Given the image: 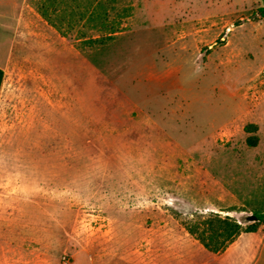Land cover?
Here are the masks:
<instances>
[{
	"label": "rangeland",
	"instance_id": "obj_1",
	"mask_svg": "<svg viewBox=\"0 0 264 264\" xmlns=\"http://www.w3.org/2000/svg\"><path fill=\"white\" fill-rule=\"evenodd\" d=\"M40 2L0 40L13 116L37 114L0 137V264H115L264 212V0Z\"/></svg>",
	"mask_w": 264,
	"mask_h": 264
},
{
	"label": "crops",
	"instance_id": "obj_2",
	"mask_svg": "<svg viewBox=\"0 0 264 264\" xmlns=\"http://www.w3.org/2000/svg\"><path fill=\"white\" fill-rule=\"evenodd\" d=\"M43 1L46 2L47 0ZM39 2L40 0H25L24 4L33 8V6L38 7ZM21 7L22 0H0V40L3 44L17 40L20 37L18 34L22 24H35V22L21 15ZM259 16L264 19L261 14ZM5 47L6 49L2 54L3 59L0 60V68L5 72L4 82L0 90V137L5 136L6 121L12 123L15 122L14 120L20 119L26 122L27 120L28 122L30 120L36 121L37 115L36 109L31 110L28 103H23L24 105L15 112L17 117L14 118L13 116L14 112L11 109V95L13 92L7 91L5 87L12 62L9 58L15 55L16 50L13 47L8 48L6 45ZM13 126L14 124L11 125V127ZM10 133L15 135V132ZM144 245H151L148 248L155 250L153 257H143L144 253L141 250ZM139 247L137 249L139 254L132 251L126 254L124 262L118 261L115 264H264V225L258 226L257 230L253 232H242L226 250L217 254L208 251L196 239L193 242L176 240L167 242L142 241Z\"/></svg>",
	"mask_w": 264,
	"mask_h": 264
},
{
	"label": "trees",
	"instance_id": "obj_3",
	"mask_svg": "<svg viewBox=\"0 0 264 264\" xmlns=\"http://www.w3.org/2000/svg\"><path fill=\"white\" fill-rule=\"evenodd\" d=\"M260 14L264 16V6L260 8ZM4 78L5 72L0 68V90ZM248 141L254 146L257 143V137L251 136ZM254 215L257 221L251 222L245 228L231 217H221L220 214L213 213L208 217L200 216L196 221L186 223L185 229L208 251L217 254L226 250L242 232H253L258 226L264 225V212L254 213Z\"/></svg>",
	"mask_w": 264,
	"mask_h": 264
},
{
	"label": "water",
	"instance_id": "obj_4",
	"mask_svg": "<svg viewBox=\"0 0 264 264\" xmlns=\"http://www.w3.org/2000/svg\"><path fill=\"white\" fill-rule=\"evenodd\" d=\"M248 221L255 222L257 221V217L255 215L249 216Z\"/></svg>",
	"mask_w": 264,
	"mask_h": 264
}]
</instances>
